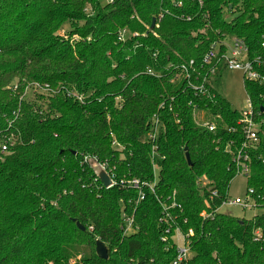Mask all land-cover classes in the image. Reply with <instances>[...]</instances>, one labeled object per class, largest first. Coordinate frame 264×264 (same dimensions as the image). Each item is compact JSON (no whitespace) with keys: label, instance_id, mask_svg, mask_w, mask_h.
<instances>
[{"label":"trees","instance_id":"16d2710c","mask_svg":"<svg viewBox=\"0 0 264 264\" xmlns=\"http://www.w3.org/2000/svg\"><path fill=\"white\" fill-rule=\"evenodd\" d=\"M235 38L264 72V0H0V141L13 142L0 152V264H173L176 226L193 232L181 264H264V83L244 78L263 121L257 143L213 84ZM239 151L263 209L250 220L220 211ZM85 156L147 182L157 163L155 191L136 205V189L103 186ZM173 201L166 233L160 202ZM123 211L134 214L129 235Z\"/></svg>","mask_w":264,"mask_h":264},{"label":"built area","instance_id":"2783aa9c","mask_svg":"<svg viewBox=\"0 0 264 264\" xmlns=\"http://www.w3.org/2000/svg\"><path fill=\"white\" fill-rule=\"evenodd\" d=\"M101 1H103L104 3H112L114 0H101ZM127 33L128 32L126 30L120 31L118 34V39L124 40ZM225 44L227 46V53L222 56V59L220 61L224 69L240 70L243 72L245 79L252 81V82L264 83V72L260 70V66L262 64L259 62V58L257 59L248 58L249 50H248L247 44L240 38L232 39L231 41H228ZM215 57H216V51L215 49H212L204 55L203 60L205 63L210 64L212 63ZM192 64H193V60H190L188 64L184 63L180 65V69L186 73L187 77H189V69L191 68ZM149 73H152V71L149 70ZM32 87L36 90H43V91L50 90L47 84L41 85L40 83H34ZM78 98L81 100L80 96H78ZM240 114H241L240 123L243 126V131L247 139L250 142L257 143L259 141L258 131L263 121L259 122L256 120L253 105H252L250 98H249L248 109L245 111H240ZM202 118H203V115H201L200 118H197V115H195L196 122L200 125H205V123L200 121V119ZM158 129H159V124L156 122L153 125L152 131H150L148 134V138L150 139V141L153 142V147H152L153 158L154 157L156 158L158 156L157 155V145L155 144ZM208 129L210 131H213L214 126L209 124ZM12 144L13 142L11 141V139H8L6 141H0V152L6 153L9 149V146ZM244 147H246V144H244ZM84 161H88L91 165H94L99 170L102 169L106 172V174L109 176L111 180V185L109 187H112L119 183L120 185L124 187H130V188L136 189L138 191V196H137V199L135 200L136 205L145 199V196H146L145 188L149 190L150 192L155 191L154 185L157 180V174H158V169H159V166L157 163H154V169H155L154 182L153 181L147 182V181H143L136 177L117 179L115 174L112 172V170L109 169L105 163H99L97 158L95 157L85 156ZM235 163H236V175H244L247 178L250 172L249 156L239 151L235 155ZM252 194H253V190L249 189L244 199H241L239 197L231 199L230 197H228L224 199L221 206L239 205L244 208L257 207L252 197ZM216 195H217L216 191L212 192V196H216ZM160 207H161L160 221L164 225L166 224L169 225L166 227L167 229L165 231L166 233H168L170 232V229H172V226L175 224L176 219L179 217L177 213L173 212V209L174 208L181 209V206L180 204H177L175 201H173L170 204H167L165 202H160ZM201 215L204 218L208 216L206 211H203ZM122 219H123L122 226L126 234L129 235L137 231V226L135 224L133 213H130L128 211H123ZM89 229L92 230V227H89ZM192 233L193 232L190 229L187 234H183V232L180 230L178 226L175 227V234L173 235V239L176 234H179L183 239V245L179 246L178 242H176L174 239L177 245V255H176L175 260L173 261V264H181L183 261H185L186 259L190 257L191 251H190V246L187 241V237L188 235ZM256 233L259 236V231H257Z\"/></svg>","mask_w":264,"mask_h":264},{"label":"rangeland","instance_id":"374dc122","mask_svg":"<svg viewBox=\"0 0 264 264\" xmlns=\"http://www.w3.org/2000/svg\"><path fill=\"white\" fill-rule=\"evenodd\" d=\"M67 27L68 26H65V28ZM64 32V29H62V33ZM213 84L215 89L231 103L234 109L238 111H245L248 109L249 97L246 92L242 71L224 69L219 77L214 78ZM247 189V178L244 175H237L231 182L229 197L231 199L236 197L244 199ZM220 211L239 219L250 220L256 215L261 214L263 209L258 207L244 208L239 205H223ZM174 239L178 242L179 246L183 245V239L179 234H176Z\"/></svg>","mask_w":264,"mask_h":264},{"label":"water","instance_id":"95a60500","mask_svg":"<svg viewBox=\"0 0 264 264\" xmlns=\"http://www.w3.org/2000/svg\"><path fill=\"white\" fill-rule=\"evenodd\" d=\"M155 21H156V19L153 18L152 24H151V28L154 27ZM186 157H187L188 162H190V158H189L188 152H186ZM99 178H100L101 182L104 184L105 187H109L111 185V180H110L109 176L102 169L99 170ZM77 226L83 231L86 230L85 226L82 225L79 222H77ZM96 254L98 255V257H100L102 259H107L108 258V248L99 239L96 240Z\"/></svg>","mask_w":264,"mask_h":264}]
</instances>
